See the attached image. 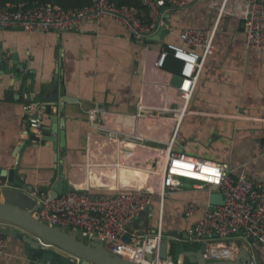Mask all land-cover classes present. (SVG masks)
<instances>
[{
	"label": "crops",
	"instance_id": "0c3cea01",
	"mask_svg": "<svg viewBox=\"0 0 264 264\" xmlns=\"http://www.w3.org/2000/svg\"><path fill=\"white\" fill-rule=\"evenodd\" d=\"M129 7L147 17L145 8ZM166 9L161 12L168 32L159 39H153L159 29L135 39L124 22L111 17L86 22L78 31L27 33L0 28V55L5 66L12 68V72L0 69V169L8 172L0 178V201H4L3 190H22L36 201L38 193L51 191L58 169L53 143L45 137L55 134L54 123L61 129V118L66 134L65 191L111 193L124 187L141 188L145 181L130 178L129 169L131 160L137 158L136 150L148 145L155 149L171 146L175 153L224 163L234 174L245 172L264 180V50L248 49L241 22L223 16L214 52L203 60L173 134L168 110L177 106L178 87L170 84L174 73L155 62L167 42L183 45L179 30L212 27L217 12L208 0ZM173 64L181 68L180 61ZM61 83L65 96L60 94ZM65 98L69 101L63 102ZM26 102L43 110V125L36 133L23 114ZM149 162L148 158L139 161L143 166ZM210 193L208 186L182 179L181 188L166 192L162 205L155 196L138 213L133 229L153 234L161 226L169 259L185 264L183 253L200 248L189 234ZM189 200L201 207L187 217L183 205ZM0 226L8 225L0 222ZM227 241L237 247V254L245 248L254 264H264V241L239 236ZM0 264L32 262L22 243L10 238Z\"/></svg>",
	"mask_w": 264,
	"mask_h": 264
},
{
	"label": "built area",
	"instance_id": "2783aa9c",
	"mask_svg": "<svg viewBox=\"0 0 264 264\" xmlns=\"http://www.w3.org/2000/svg\"><path fill=\"white\" fill-rule=\"evenodd\" d=\"M202 1L140 0L147 10L146 18H142L136 8L115 0H91L89 5L75 8H63L48 1L17 5L0 3V28H18L27 33L78 31L86 22L111 17L124 22L133 37L140 40L165 26L162 8L192 7ZM208 6L217 12L213 26L182 28L177 36L183 45L167 42L155 62V66L162 67L169 50L181 63L179 75L182 80L177 88L179 101L175 108L168 110L173 134L178 130L195 89L199 68L205 57L214 52L217 25L223 16L241 22L248 49L264 50V0H208ZM23 114L29 128L38 132L43 125V110L26 102ZM152 164L141 188L124 187L111 193L70 188L56 198H52L49 192H40L37 195L38 208L33 215L46 224L79 235L83 240L101 241L107 250L123 258L146 262L148 248L158 259L159 243L164 233L161 226L153 234L135 232V217L152 204L155 196L162 205L166 192L181 188L182 179H190L200 186H208L210 192L220 193L224 201L222 205L208 202L189 234L193 243L205 246L203 256L206 260H233L237 247L227 241L233 236L253 242L264 241L263 179L245 172L234 174L224 163L196 160L175 153L171 146L159 149ZM200 207L196 200L187 201L183 205L184 216L196 214ZM123 235L130 236V242H125ZM9 240V236L0 235V259ZM137 250H140L139 256ZM251 264H254L253 259Z\"/></svg>",
	"mask_w": 264,
	"mask_h": 264
},
{
	"label": "water",
	"instance_id": "95a60500",
	"mask_svg": "<svg viewBox=\"0 0 264 264\" xmlns=\"http://www.w3.org/2000/svg\"><path fill=\"white\" fill-rule=\"evenodd\" d=\"M167 32L168 29L162 26L153 39H159ZM13 58L15 57L13 56ZM21 67L22 65H17V68ZM0 69L4 72H12V68L5 66L1 55ZM56 79L57 76H55ZM181 80L182 77L179 73H174L171 76L170 84L179 87ZM60 94L66 95L63 83L60 85ZM68 101L67 98L63 99V102ZM52 120L56 121L55 118ZM59 125L61 129L58 131L54 123L52 132L55 134L45 137V140L53 143L54 162L58 169V176L49 192L52 198L60 196L65 191L63 157L66 134L63 118L59 120ZM7 174L6 170L0 169V178ZM3 194L4 201H0V222H5L8 226H0V235L9 236L21 242L24 252L32 264H152L151 252L145 253L146 262H133L107 250L101 241L85 242L57 226L40 221L33 215V212L38 208L37 201L22 190H3ZM223 202L220 193L211 192L209 194V204L222 205ZM38 239L48 245H42ZM122 239L125 242H130L128 235H123ZM167 245L166 240L159 243L158 260L167 259ZM170 245L174 246L172 242ZM199 247L198 250H189L183 253L186 258L185 264H251L252 262L251 254L245 248H240L233 260H206L203 256L205 246L202 244Z\"/></svg>",
	"mask_w": 264,
	"mask_h": 264
},
{
	"label": "trees",
	"instance_id": "16d2710c",
	"mask_svg": "<svg viewBox=\"0 0 264 264\" xmlns=\"http://www.w3.org/2000/svg\"><path fill=\"white\" fill-rule=\"evenodd\" d=\"M34 1H48L54 4H57L63 8H75L87 6L91 3V0H0L1 4H31ZM119 4H125L128 6H135L139 9H143L144 7L138 0H117ZM178 60L173 57L172 53L168 50L167 54L163 60L162 68L168 72L175 73L178 72L180 67L174 65V62Z\"/></svg>",
	"mask_w": 264,
	"mask_h": 264
},
{
	"label": "rangeland",
	"instance_id": "374dc122",
	"mask_svg": "<svg viewBox=\"0 0 264 264\" xmlns=\"http://www.w3.org/2000/svg\"><path fill=\"white\" fill-rule=\"evenodd\" d=\"M111 118H113V116H111L110 119ZM165 121H167V120H165ZM150 147L151 146L148 145V148L147 149L140 148V149H137L136 150L135 156L137 158L131 160V163H130V165L132 167V169H129V170H132V172H131L132 177H130V178H132V179H138L140 177L141 178L140 180H144V179L148 178V175H149L148 174V171H150L152 169V165H153L152 164V160H153L154 156L159 153V149L150 148ZM145 150H146L145 154L144 155H141L140 153L143 152V151H145ZM145 158L150 159V162L148 164H144L145 166H143V164L139 163V161L140 160H143ZM143 169H145V171ZM114 175L116 176V174H114ZM121 175H122V178L125 179V175L123 174V171L121 172ZM111 176H113V175H111ZM152 256H153V258H152V262L151 263L154 264V262L156 260H158V259L155 257V255L153 253H152ZM145 260H146V258H145ZM169 260H170L169 259V256H167V259L166 260H163V261L169 262ZM136 262L142 263L141 260L140 261L137 260ZM170 264H175V263L171 261Z\"/></svg>",
	"mask_w": 264,
	"mask_h": 264
},
{
	"label": "bare ground",
	"instance_id": "6f19581e",
	"mask_svg": "<svg viewBox=\"0 0 264 264\" xmlns=\"http://www.w3.org/2000/svg\"><path fill=\"white\" fill-rule=\"evenodd\" d=\"M146 252H149V253H150L149 248H148V251H146ZM137 255H138V256L140 255V250H137ZM128 260H130V259H128ZM161 261H162V262H161ZM133 262H134V261H133ZM154 263H155V264H170V262H166V263H164L163 260H156Z\"/></svg>",
	"mask_w": 264,
	"mask_h": 264
}]
</instances>
